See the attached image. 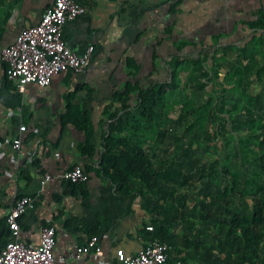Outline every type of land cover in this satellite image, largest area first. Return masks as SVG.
I'll use <instances>...</instances> for the list:
<instances>
[{"label": "crops", "instance_id": "0c3cea01", "mask_svg": "<svg viewBox=\"0 0 264 264\" xmlns=\"http://www.w3.org/2000/svg\"><path fill=\"white\" fill-rule=\"evenodd\" d=\"M53 3L0 0V252L11 240V210L17 199L30 197L35 208L18 219V241L38 247L43 229L54 226L57 264H98L94 257L74 258L77 247L94 236L106 259L120 249L134 256L152 240L147 228L155 219L154 204L146 208L139 194L121 192L101 172L106 138L115 122L108 114L121 105L117 96L128 84L141 90L170 84L176 60L187 69L203 53L243 49L263 39L264 0H81L87 11L65 26L64 39L80 54L94 47L89 65L81 72L56 75L45 88L30 84L20 94L7 79L1 51L25 28L38 24ZM139 92L130 94L131 108L119 110L117 119L138 108ZM82 121H87L85 126ZM23 125L25 131L20 130ZM159 139V133L151 131L144 146L156 153ZM16 140L21 141L19 149ZM76 166L88 174L86 182L41 184L45 174ZM228 223L229 216V229ZM170 227L179 244L181 234ZM202 234L214 236L216 243L208 246L201 240L199 250L180 245L171 249L192 264H202L203 249L209 247L221 264H254L237 256L232 240L225 242L215 231ZM259 255L264 260V238Z\"/></svg>", "mask_w": 264, "mask_h": 264}, {"label": "rangeland", "instance_id": "374dc122", "mask_svg": "<svg viewBox=\"0 0 264 264\" xmlns=\"http://www.w3.org/2000/svg\"><path fill=\"white\" fill-rule=\"evenodd\" d=\"M218 56L227 58L225 64L232 67L212 69L205 62L204 74L197 71L194 82L173 90L163 109L165 125L159 130L156 170L175 162L189 183L164 184L153 197V210L155 218L176 227L181 247L187 237L215 244L214 236L204 238L203 230L215 231L225 242L233 239L225 224L226 202L231 211L242 215H250L255 204L264 202V191L248 197L232 193V181L223 174L230 163L240 173L241 183L249 180L264 186V47L248 44ZM192 66L187 69L190 73ZM246 136H251L252 152L244 161L240 139ZM227 189L229 196L224 197ZM206 211L215 213L216 220L203 222ZM170 254L177 257L175 249Z\"/></svg>", "mask_w": 264, "mask_h": 264}, {"label": "trees", "instance_id": "16d2710c", "mask_svg": "<svg viewBox=\"0 0 264 264\" xmlns=\"http://www.w3.org/2000/svg\"><path fill=\"white\" fill-rule=\"evenodd\" d=\"M264 26V25H263ZM253 42L255 45L260 44L264 47V38ZM218 50L211 56L210 52L203 53L200 59L192 62L191 73L184 68V64L176 60L173 66V81L170 84H157L146 90L128 84L125 93L117 96V101L121 103L114 113L108 114L109 120H115L110 126V134L106 138L107 149L101 157L100 168L104 176L107 177L121 192L137 193L145 202V207L149 208L154 204L153 197L159 194L164 184L187 185L189 178L186 177L182 169L172 162L171 165L156 170V165L152 161L156 158V153L151 148H146V135L149 132H158L165 124L162 122L164 115V107L168 105L173 90L181 89L187 86L189 81L194 82L198 71L204 74L203 64L207 62L208 68H220L223 66L232 67L231 64L226 65L227 58L219 57ZM181 65H183L181 67ZM186 70V72H185ZM235 71V70H234ZM238 71H241L238 69ZM187 72L189 74H187ZM187 74V75H186ZM184 75V77H183ZM189 75V76H188ZM185 79V80H184ZM135 90L139 92V106L136 110H128L119 119V110H127L131 108L130 94ZM84 120L87 116H83ZM85 126L87 121H82ZM264 128V126H263ZM159 129V130H158ZM251 136L240 139V151L244 161L248 160L252 149L250 148ZM232 164H227L223 174L232 181V193L240 197L255 196L264 191L263 185H258L249 180L241 183L240 173L235 170ZM229 189L224 192V197L229 196ZM152 199V200H151ZM225 201V200H224ZM226 214L229 216L228 235L233 236L230 246H236L237 256L242 257V261L250 260L254 264H261L264 261L259 255V247L264 238V202L260 201L255 204L251 216L246 214H237L229 208V202H226ZM156 204H154L155 207ZM154 213V210H153ZM201 220H216L215 213L206 211L201 215ZM151 225L154 231L151 232L152 239H159L161 242L170 246L178 247L177 237L171 234V224L162 223L159 219H153ZM236 232L238 234H236ZM185 246L187 248H195L197 250L203 247L202 243L194 239L187 238ZM171 249L169 251V260L167 264H177L187 261L186 258L180 259V256L172 257ZM202 264H221L222 260L216 256L211 247L203 249ZM187 264V263H186Z\"/></svg>", "mask_w": 264, "mask_h": 264}, {"label": "built area", "instance_id": "2783aa9c", "mask_svg": "<svg viewBox=\"0 0 264 264\" xmlns=\"http://www.w3.org/2000/svg\"><path fill=\"white\" fill-rule=\"evenodd\" d=\"M86 11L87 8L81 0H54L53 5L46 10L38 24L25 28L14 43L2 49V58L8 65L7 79L16 84L20 94H25L30 84L45 88L52 83L56 75L68 71L81 72L87 68L93 57L94 47L91 46L85 53L80 54L70 49L64 39L65 26ZM16 115H21V111H17ZM26 129V125L20 128L21 131ZM14 147L19 149L21 141L16 140ZM88 179L89 176L84 169L76 166L56 175L45 174L41 184L45 186L57 181L78 184ZM34 208L35 203L32 198L17 199L7 218L11 240L0 252V264H57L54 255L56 245L54 226L43 229L38 247L27 246L18 241L20 234L18 219ZM147 229L154 231L152 226ZM170 249L168 244L159 239H152L134 256L120 249L117 250L115 257L106 259L99 237L94 236L77 247L74 258L82 260L85 257H94L98 260V264H113L115 261L120 264H167Z\"/></svg>", "mask_w": 264, "mask_h": 264}]
</instances>
